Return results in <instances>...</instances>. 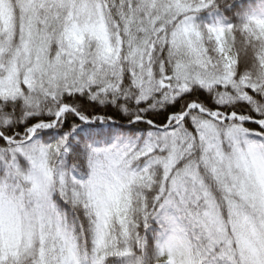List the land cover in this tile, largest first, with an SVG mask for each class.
<instances>
[{
	"label": "snow or ice",
	"instance_id": "6c2138e0",
	"mask_svg": "<svg viewBox=\"0 0 264 264\" xmlns=\"http://www.w3.org/2000/svg\"><path fill=\"white\" fill-rule=\"evenodd\" d=\"M0 264H264V0H0Z\"/></svg>",
	"mask_w": 264,
	"mask_h": 264
}]
</instances>
